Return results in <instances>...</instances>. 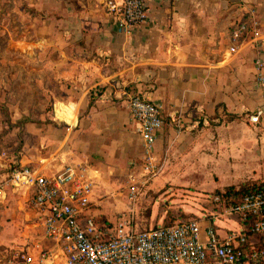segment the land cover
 Segmentation results:
<instances>
[{
    "label": "crops",
    "instance_id": "0c3cea01",
    "mask_svg": "<svg viewBox=\"0 0 264 264\" xmlns=\"http://www.w3.org/2000/svg\"><path fill=\"white\" fill-rule=\"evenodd\" d=\"M103 1L54 0L45 7L48 47L38 51V57L47 60L33 69L49 91L55 114L37 113L28 123L15 125L18 132H35L41 140L32 145L25 140L16 159L4 148L11 133L0 140V175L12 160L47 171L65 163L95 164L94 173L106 162L126 167L140 150L126 98L139 92L163 109L165 124L158 133L156 155L166 148L171 153L179 138L186 137L176 159L166 158L173 171L215 168L217 157L211 150L217 146L218 131L226 145L224 176L236 180L232 183L264 181V84L257 80V61L264 64V0H146L148 18L129 33L117 30ZM32 5L41 7L36 0ZM251 10L261 35L254 39L252 32H245L237 51L229 52L232 29L249 20ZM259 109V120H251ZM167 111L179 114L168 122ZM205 111L207 124L210 119L222 121L201 127L193 115ZM15 127L8 132H16ZM207 133V152L188 159L184 153L199 149ZM52 136L61 141L51 144ZM181 153L187 155V164L180 161ZM106 166L109 172L115 169L114 164ZM94 201H99L97 188L86 215L97 220L101 209L92 206ZM35 216L42 225L37 212ZM37 243L53 246L44 227L31 247Z\"/></svg>",
    "mask_w": 264,
    "mask_h": 264
},
{
    "label": "built area",
    "instance_id": "2783aa9c",
    "mask_svg": "<svg viewBox=\"0 0 264 264\" xmlns=\"http://www.w3.org/2000/svg\"><path fill=\"white\" fill-rule=\"evenodd\" d=\"M103 8L118 31L129 33L148 18L146 0H104ZM247 31L261 35L254 10L251 18L232 29L229 52ZM263 61H257V80L264 84ZM135 130L140 135L150 167L156 165L155 144L165 124L162 106L139 92L126 98ZM262 109L252 115L258 121ZM0 175V198L9 188L27 195L41 218L53 246L35 244L21 250L8 264H264V189L233 200L224 191L212 195L217 204L202 216L135 229L124 217L115 226L87 218L96 186L92 167L65 163L45 170L12 160ZM132 196L138 193L131 189ZM229 217L234 227L216 223Z\"/></svg>",
    "mask_w": 264,
    "mask_h": 264
},
{
    "label": "rangeland",
    "instance_id": "374dc122",
    "mask_svg": "<svg viewBox=\"0 0 264 264\" xmlns=\"http://www.w3.org/2000/svg\"><path fill=\"white\" fill-rule=\"evenodd\" d=\"M33 1L35 0H0V140L11 133L4 148L6 153L15 159L25 140L30 145L32 142H41L35 132H18L15 125L28 123L30 115L37 113L55 114V105L48 99L49 91L42 82L36 80L38 74L33 69V66L47 60L38 57V51L48 47L45 35L47 23L43 19H47L45 7L51 5L54 0H36L40 1L42 8L32 5ZM44 75L46 76L44 73L40 74L39 78ZM148 89L153 90V86ZM68 110L71 111L69 107ZM25 112L29 115H25ZM168 112L170 111L166 113L168 122L173 120V115L179 114L175 111L170 115ZM205 114L207 115L206 111L203 115L197 112L193 115L197 120H201V127H214L215 123L222 121V118L220 121L210 119V124H207L203 121ZM15 116H20L18 122L13 121ZM250 118L252 120L251 116ZM13 127L16 132H8ZM134 131L137 132L135 126ZM193 133L189 132V135H194ZM207 137L208 133L201 136L203 145H200L199 149L184 153L188 154V159L191 155L198 157L207 152ZM61 138L52 136L50 142L58 144ZM215 139L217 146L214 150L210 149L217 157L215 168L196 170L186 167L173 171L167 166L166 158L171 156L176 159L186 137L179 138L181 143H177L171 153L168 154L166 148L161 155H156L154 168L150 167L142 140L139 138L140 150L137 149L132 157L133 161L130 160L126 167L120 166L117 161L106 162V165L114 164L113 172L105 169L108 167L106 165L102 171H95V188L98 189L99 201L92 202V206L101 209V216H98L97 220L112 227L122 218L129 217L135 229H143L161 223L200 217L207 209L216 207L212 195L223 192L229 185L239 187L245 181L232 183L236 180L224 176L222 165L226 145L223 143L221 132L216 131ZM184 154H180V161L187 164L189 161L185 160ZM13 165L12 161H8L7 168ZM92 168L97 169L95 164H92ZM171 173L175 178L169 184L165 181H169L167 178L173 176ZM134 186L137 187L138 193L132 196L131 189ZM26 196L20 190L9 188L7 197L0 198V264H8L10 259L16 258L17 252L30 249L43 234L40 220L35 216L36 211ZM216 223L234 227L229 217L216 219Z\"/></svg>",
    "mask_w": 264,
    "mask_h": 264
},
{
    "label": "trees",
    "instance_id": "16d2710c",
    "mask_svg": "<svg viewBox=\"0 0 264 264\" xmlns=\"http://www.w3.org/2000/svg\"><path fill=\"white\" fill-rule=\"evenodd\" d=\"M264 189V181H252V182H244L242 185L235 186L229 185L224 192L233 200H238L240 197L247 192L263 190Z\"/></svg>",
    "mask_w": 264,
    "mask_h": 264
}]
</instances>
